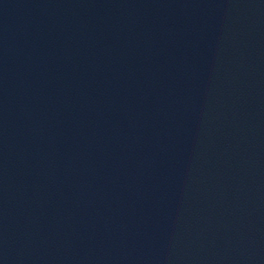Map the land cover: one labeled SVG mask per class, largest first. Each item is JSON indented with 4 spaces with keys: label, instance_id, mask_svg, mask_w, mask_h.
I'll return each mask as SVG.
<instances>
[{
    "label": "water",
    "instance_id": "water-1",
    "mask_svg": "<svg viewBox=\"0 0 264 264\" xmlns=\"http://www.w3.org/2000/svg\"><path fill=\"white\" fill-rule=\"evenodd\" d=\"M0 264H264V0H0Z\"/></svg>",
    "mask_w": 264,
    "mask_h": 264
}]
</instances>
